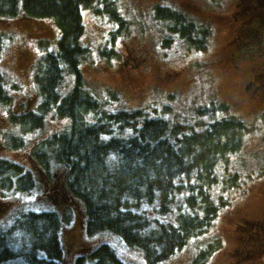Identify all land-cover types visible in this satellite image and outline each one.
Instances as JSON below:
<instances>
[{"label":"rangeland","instance_id":"rangeland-1","mask_svg":"<svg viewBox=\"0 0 264 264\" xmlns=\"http://www.w3.org/2000/svg\"><path fill=\"white\" fill-rule=\"evenodd\" d=\"M127 22L120 26L104 13L105 0L83 8L82 42L90 57L80 64L87 89L108 113L144 109L148 118L172 124H192L199 109L225 105L214 119L237 116L249 132L241 151L219 167V175L237 174V188L229 189L228 205L209 229L160 264H264V0H110ZM157 5L185 13L196 26H207L209 40L203 51L192 50L171 33L169 24L154 18ZM4 49L0 74L11 87L12 105L0 106V159L23 166L37 186L28 193L0 189V229L7 230L24 213L53 211L60 215L62 264L102 244L114 247L126 264H146L142 253L128 248L111 234L88 236L83 203L68 193L64 166L42 167L34 158L38 145L70 124L54 113L43 129L24 135L10 115L38 109L41 103L36 67L58 47L60 31L51 19L0 17ZM74 79L66 75L59 88L70 93ZM209 116L203 121H211ZM24 141L10 148L9 139ZM216 196L221 190L215 189ZM216 199V197H214ZM16 250L30 246L24 233L14 235ZM12 264H29L21 256Z\"/></svg>","mask_w":264,"mask_h":264},{"label":"trees","instance_id":"trees-1","mask_svg":"<svg viewBox=\"0 0 264 264\" xmlns=\"http://www.w3.org/2000/svg\"><path fill=\"white\" fill-rule=\"evenodd\" d=\"M96 0H0V17L24 13L35 19H51L60 31L55 52L47 53L36 67L35 80L42 98L38 109L10 120L24 135L45 126L54 113L70 121L59 134L43 140L34 152L45 169L52 165L68 170V193L85 209L88 236L113 234L131 250L142 253L146 264H160L178 252L190 238L205 233L228 205V190L237 188V174L219 175V167L243 146L249 126L237 116L214 119L227 106L199 109L200 122L172 124L148 118L144 109L108 113L85 89L80 64L90 51L82 42L83 8ZM104 13L126 26L114 2L105 0ZM157 22L169 24L188 48L203 51L209 40L207 26L198 27L182 12L157 5ZM0 33V56L4 49ZM66 75L74 79L69 94L59 88ZM0 74V106L10 108L12 95ZM211 121H203L209 116ZM22 139L11 137L10 148ZM37 181L29 170L0 159V189L28 193ZM221 193L216 196L215 189ZM216 197V199L214 198ZM62 220L53 211H30L7 230L0 229V264L15 263L24 256L29 264H62ZM24 233L30 246L16 250L14 235ZM75 264H126L110 244H102L79 256Z\"/></svg>","mask_w":264,"mask_h":264},{"label":"flooded vegetation","instance_id":"flooded-vegetation-1","mask_svg":"<svg viewBox=\"0 0 264 264\" xmlns=\"http://www.w3.org/2000/svg\"><path fill=\"white\" fill-rule=\"evenodd\" d=\"M262 76H264V71H261V72L258 74L257 77H262Z\"/></svg>","mask_w":264,"mask_h":264}]
</instances>
